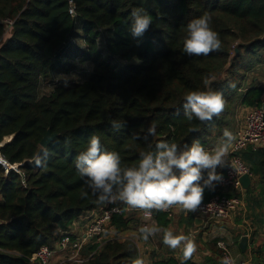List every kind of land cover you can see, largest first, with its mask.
Here are the masks:
<instances>
[{
  "label": "trees",
  "instance_id": "1",
  "mask_svg": "<svg viewBox=\"0 0 264 264\" xmlns=\"http://www.w3.org/2000/svg\"><path fill=\"white\" fill-rule=\"evenodd\" d=\"M73 3L75 16L68 12L69 0H0V142L11 136L1 152L9 162L22 163L21 172L5 173L0 165V264H31L42 245L54 247L58 228L71 231L78 217L99 205L75 164L92 135L132 166L161 141L183 147L199 140L212 148L225 129L232 132L237 108L264 102V86L251 76L258 68L264 71V0ZM136 8L153 18L139 38L130 31ZM204 14L219 33L221 48L189 56L183 51L186 25ZM77 56L90 66L84 78L67 86L55 80L72 69L67 58ZM206 76L214 77L210 86L222 93L225 110L205 123L188 121L184 96L205 90ZM45 79L55 84L40 95ZM113 121L121 127L114 128ZM153 123L156 133L149 135ZM47 130L55 136L43 148ZM243 158L257 176L244 195L254 190L257 204L264 205V145L244 150ZM186 214L179 221L194 227L195 216ZM133 216L137 219V211L115 215L112 224L124 231ZM157 218L166 229V214ZM80 253L79 260L60 264H132L138 256L130 239L99 247L90 242ZM175 263L171 258L153 264Z\"/></svg>",
  "mask_w": 264,
  "mask_h": 264
},
{
  "label": "clouds",
  "instance_id": "2",
  "mask_svg": "<svg viewBox=\"0 0 264 264\" xmlns=\"http://www.w3.org/2000/svg\"><path fill=\"white\" fill-rule=\"evenodd\" d=\"M130 31L133 37L139 38L149 29L153 22L151 15L143 8L133 9ZM219 33L211 27V17L204 14L191 19L186 25L183 39V51L189 56H207L221 48ZM214 77L204 78L205 90L189 91L184 96L183 110L188 121L194 118L201 123L220 116L226 107L222 93L210 86ZM67 86V80H65ZM113 127L120 124L113 121ZM156 125L148 128L149 135H155ZM234 134L225 129L223 138L212 149H206L199 140L183 147L175 142L161 141L153 151H142L137 164L123 165L120 154L102 148L100 138L92 135L86 150L76 157V168L96 203H114L121 201L131 209L143 210L145 217H151L153 210L167 211L172 206L194 211L203 200L204 189L213 182L220 181L222 175L217 167L225 164L229 155ZM207 173V178L204 173ZM203 181V183H201ZM83 198L88 191L81 193ZM163 232V243L172 250L182 253L181 264L193 257L197 246L194 240L184 234H174L158 226L143 225L138 232L144 241ZM132 264H147L141 255ZM221 264H235L231 254L222 258Z\"/></svg>",
  "mask_w": 264,
  "mask_h": 264
},
{
  "label": "built area",
  "instance_id": "3",
  "mask_svg": "<svg viewBox=\"0 0 264 264\" xmlns=\"http://www.w3.org/2000/svg\"><path fill=\"white\" fill-rule=\"evenodd\" d=\"M68 12L72 16L76 15L73 0H69ZM234 136L235 140L232 142L225 164L221 169H216L217 173L222 175V179L212 184L221 188L223 190L222 193H217L206 201H202L194 211H187L176 205L167 211H163V213H167L169 216L182 212L191 213L197 218H202V222H208L212 219L231 220L242 210L246 198L243 196L244 188L240 178L246 173L252 177L250 168L243 158V151L248 148L256 150L264 145V108L262 104L251 106L246 110L243 123L236 130ZM10 139L11 136L0 142V165L4 168L5 173H9L12 170L21 172L20 165L22 163L9 162L1 152L4 143ZM204 177L207 178L206 172L204 173ZM227 190H230L232 193H226ZM90 212L91 216L82 232H76L75 225L71 231L58 228V238L54 247L42 245L32 254L29 262L31 264H60L66 261H76L81 258V249L88 243H95L99 247L105 241L111 239L132 240L137 248L138 256L142 255L140 245L127 235L122 237V234L112 224L115 215L124 214L123 212H125V209L121 205L104 203L97 208L95 207ZM157 213V211L153 210L151 217H145L143 210H141L139 224L136 226V229L138 230L143 225L150 226V221L155 218ZM71 234L73 238L70 236ZM188 236L194 240L193 231H190ZM219 245L224 257L230 254L228 244L220 242ZM177 264H181V262Z\"/></svg>",
  "mask_w": 264,
  "mask_h": 264
},
{
  "label": "crops",
  "instance_id": "4",
  "mask_svg": "<svg viewBox=\"0 0 264 264\" xmlns=\"http://www.w3.org/2000/svg\"><path fill=\"white\" fill-rule=\"evenodd\" d=\"M254 74L256 79H258L264 86V73L263 77L261 75L259 77L256 72ZM221 167H217V169H221ZM256 182L257 176L254 175L251 177L249 187L253 188ZM222 191L223 190L217 185L206 186L203 197L206 195L208 198L211 194L222 193ZM226 193L230 194L232 192L227 190ZM255 193L256 191L254 190H252L247 196L243 193V196L246 198H244V207L231 220L225 219V224L220 220L212 219L208 222H201L198 225L195 224L194 227L186 228L185 224L179 221L180 216L185 215L186 213L182 212L180 214L169 216L167 213L158 212L155 215V218L150 221V226H158L157 216L158 214L163 213L166 214V218L170 220L166 229L187 236L190 231H193L194 242L196 243L197 249L193 254V257L186 261L188 264H221L224 254L219 245L220 242L228 244L230 254L232 258H234L235 264H264V205L257 204ZM114 203L121 205L125 209L124 216H127L128 213H133L134 210L137 211V219L133 216L132 220L128 223V226H132L134 233L132 239L140 245L142 256L146 259L147 264H153L156 261L169 260L171 258L175 260V264L181 262L182 256L180 250H172L164 245L163 238L160 241L159 238H161V236L163 237L162 231L157 233L154 237H150L148 241H144L141 238L136 229V226L139 224L140 209H131L125 203L121 202ZM101 205L102 204H99L97 207ZM90 216L91 212H86L75 220L74 225L76 226V232L80 233L83 231ZM196 218L197 217H195L194 220H196ZM244 234L247 235L248 243L246 250L242 251L238 243L241 236Z\"/></svg>",
  "mask_w": 264,
  "mask_h": 264
},
{
  "label": "rangeland",
  "instance_id": "5",
  "mask_svg": "<svg viewBox=\"0 0 264 264\" xmlns=\"http://www.w3.org/2000/svg\"><path fill=\"white\" fill-rule=\"evenodd\" d=\"M76 47H77V45H75V48ZM67 60L69 62H67L66 65L72 67V69L69 72H64V71L63 72H59L58 74L55 75L54 79L58 80V81L61 80L64 83H65V80H67V82H70V81H80L81 79H83L85 74L88 73V70H89V67H90L88 62H84L82 60V58H80L79 56H77L75 59L67 58ZM118 62H120V61H118ZM256 73H258L259 77H260V75L263 77L264 71L258 70V71H256ZM252 75H255V74H251V76ZM54 79L52 81H49L47 79L42 80L41 85H40V90H39L40 95L47 94V93L50 92V90L53 88V86L55 84ZM248 108L249 107H246V106H240L239 108H237V111L233 115L234 116L233 117V124H232V127H233L232 128V133L233 134H235L236 130L243 123L244 115H245L246 110ZM216 145L217 144H215L212 148H214ZM208 149H210V148H208ZM117 202L119 203L121 201H117ZM121 203H123V202H121ZM128 214H130V213H128ZM220 221L224 222V224H225V220L224 221L220 220ZM221 226H223V225H221ZM129 227L130 228H128V229H126L124 231H120V234H122V237L127 235V236L133 238L134 233H133V230H132V226H129ZM174 234H178V233H174ZM159 239H160V241L162 240V238H159ZM121 240H123V239H121Z\"/></svg>",
  "mask_w": 264,
  "mask_h": 264
},
{
  "label": "water",
  "instance_id": "6",
  "mask_svg": "<svg viewBox=\"0 0 264 264\" xmlns=\"http://www.w3.org/2000/svg\"><path fill=\"white\" fill-rule=\"evenodd\" d=\"M237 51V48L235 49ZM257 105V103L255 104V106ZM262 106L264 108V102L262 103ZM55 136V134H52L50 132V130H47L45 136L42 138L41 142H40V145L44 148L48 145V143L51 141V139ZM240 181H241V184L244 188V190H247V188L250 186V183H251V176L246 173L244 175L241 176L240 178ZM202 222V218H196L195 220V224L198 225ZM247 235L244 234L241 236L240 240H239V247L241 248L242 251H245L246 248H247ZM181 256H182V253H181Z\"/></svg>",
  "mask_w": 264,
  "mask_h": 264
}]
</instances>
